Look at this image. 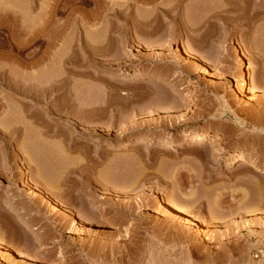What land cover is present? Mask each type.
<instances>
[{
	"label": "rangeland",
	"instance_id": "1",
	"mask_svg": "<svg viewBox=\"0 0 264 264\" xmlns=\"http://www.w3.org/2000/svg\"><path fill=\"white\" fill-rule=\"evenodd\" d=\"M126 1L93 26L84 0H0V264L264 246V0Z\"/></svg>",
	"mask_w": 264,
	"mask_h": 264
},
{
	"label": "bare ground",
	"instance_id": "2",
	"mask_svg": "<svg viewBox=\"0 0 264 264\" xmlns=\"http://www.w3.org/2000/svg\"><path fill=\"white\" fill-rule=\"evenodd\" d=\"M86 3H90V4H94L93 6L94 7H96V12L95 13H97V16L98 17H96L95 16V19H93V18H91V20L89 19V18H87V21L88 22H92L93 21V26L94 25H97L101 20H102V17H104L103 19H106V17H108V18H110V20H112V19H116V20H120V19H122L123 20V18L126 16L127 17V9H128V7H130V3H128V1H126V2H123V3H121V2H119V0H84ZM122 1V0H121ZM147 1H153V0H132L131 2H146L147 3ZM4 2V1H3ZM5 3V2H4ZM7 3H9V2H7ZM6 3V4H7ZM142 3V4H143ZM148 4H149V2H148ZM126 7L124 10L123 9H121L122 7ZM163 11V10H162ZM126 13V14H125ZM164 13H166V12H164ZM125 14V15H124ZM124 16V17H123ZM99 17H101V18H99ZM113 17V18H112ZM121 17H123V18H121ZM16 20H17V15H16V12H13V10L12 9H6V8H1L0 7V28H2V27H6L7 29H8V26H12V25H14V24H16L17 22H16ZM109 20V19H108ZM86 21V22H87ZM113 21V20H112ZM100 24V23H99ZM138 71V70H137ZM240 75V74H239ZM243 78V77H242ZM141 80V79H140ZM149 80V79H148ZM13 81V80H12ZM11 81V82H12ZM244 81V80H243ZM242 81V82H243ZM251 85H252V83H251ZM250 85V86H251ZM13 86V85H12ZM28 90V89H27ZM250 92H252L251 94H253V96H254V98L257 96V93H258V90H257V88L254 86V84L250 87ZM184 97V96H183ZM28 107V106H27ZM9 115H11V114H9ZM204 138H206V136H205V134H196V135H192L191 136V139H192V141H200V140H202V139H204ZM216 142H215V140H210L209 141V145L211 146V147H213L214 146V144H215ZM190 144V143H189ZM140 145V144H139ZM138 145V146H139ZM216 145V144H215ZM214 148H215V146H214ZM240 163V166L239 167H241V166H247V164H251V165H254V167H257V169L259 170V171H261V172H263L264 173V167L263 168H260V167H258V166H256L255 165V163L252 161H250L249 163H248V161H246V160H244V159H239L238 160ZM248 167V166H247ZM246 167V168H247ZM253 167V166H252ZM242 168V167H241ZM258 172V171H257ZM168 202V201H167ZM168 204V203H167ZM168 206H170L171 207V209L173 208L174 210H176V211H178L179 213H183L184 215H185V211H182L181 209H179L177 206H175L174 204H172V202H170V204H168ZM187 213V212H186ZM189 213V212H188ZM188 213L186 214V215H188ZM190 214V213H189ZM191 215V214H190ZM189 215V216H190ZM195 215V214H194ZM190 217H192V216H190ZM196 219V218H195ZM193 220H194V217H193ZM197 221H199V220H197ZM205 228H207V226L205 225ZM204 228V229H205Z\"/></svg>",
	"mask_w": 264,
	"mask_h": 264
},
{
	"label": "built area",
	"instance_id": "3",
	"mask_svg": "<svg viewBox=\"0 0 264 264\" xmlns=\"http://www.w3.org/2000/svg\"><path fill=\"white\" fill-rule=\"evenodd\" d=\"M252 264H264V246H259L252 251Z\"/></svg>",
	"mask_w": 264,
	"mask_h": 264
}]
</instances>
